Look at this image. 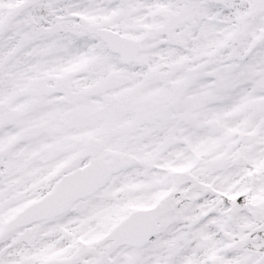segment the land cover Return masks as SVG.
Returning <instances> with one entry per match:
<instances>
[{"label":"snow or ice","instance_id":"snow-or-ice-1","mask_svg":"<svg viewBox=\"0 0 264 264\" xmlns=\"http://www.w3.org/2000/svg\"><path fill=\"white\" fill-rule=\"evenodd\" d=\"M0 264H264V0H0Z\"/></svg>","mask_w":264,"mask_h":264}]
</instances>
